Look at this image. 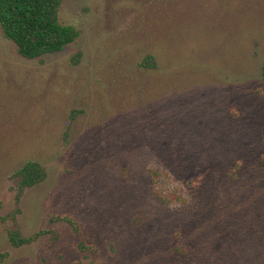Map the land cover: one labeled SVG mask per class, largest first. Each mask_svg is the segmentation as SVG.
I'll return each mask as SVG.
<instances>
[{
    "label": "rangeland",
    "instance_id": "rangeland-1",
    "mask_svg": "<svg viewBox=\"0 0 264 264\" xmlns=\"http://www.w3.org/2000/svg\"><path fill=\"white\" fill-rule=\"evenodd\" d=\"M58 22L79 37L35 59L0 27V264H189L187 221L264 181V0H61Z\"/></svg>",
    "mask_w": 264,
    "mask_h": 264
},
{
    "label": "trees",
    "instance_id": "trees-1",
    "mask_svg": "<svg viewBox=\"0 0 264 264\" xmlns=\"http://www.w3.org/2000/svg\"><path fill=\"white\" fill-rule=\"evenodd\" d=\"M60 5L61 0H0L3 36L27 59L61 51L79 37L80 31L58 22ZM139 66L154 67V58L147 56ZM262 75L264 79V69ZM17 174L20 189L38 184L43 177L40 165L32 160L24 162ZM150 175L156 180L161 172L151 170ZM242 190L241 194L229 193V187H224L218 201L208 202L203 212L187 221L192 227L183 229L187 249L177 253L189 264H264V181L255 180ZM233 219L241 221L233 222L234 228ZM62 220L78 230L73 219ZM200 222L205 227H198ZM10 241L13 246L23 242L13 234Z\"/></svg>",
    "mask_w": 264,
    "mask_h": 264
},
{
    "label": "flooded vegetation",
    "instance_id": "flooded-vegetation-1",
    "mask_svg": "<svg viewBox=\"0 0 264 264\" xmlns=\"http://www.w3.org/2000/svg\"><path fill=\"white\" fill-rule=\"evenodd\" d=\"M11 244H12V243H11ZM0 259H2L1 254H0Z\"/></svg>",
    "mask_w": 264,
    "mask_h": 264
}]
</instances>
